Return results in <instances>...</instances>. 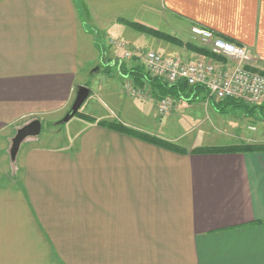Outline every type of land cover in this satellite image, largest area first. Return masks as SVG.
<instances>
[{"label":"crops","instance_id":"obj_1","mask_svg":"<svg viewBox=\"0 0 264 264\" xmlns=\"http://www.w3.org/2000/svg\"><path fill=\"white\" fill-rule=\"evenodd\" d=\"M122 21L196 46L191 26L210 29L245 46L264 73V0H0V264H264V152H191L264 141L238 119L228 123L205 90L192 89L161 118L155 103L125 93L132 102L118 106L119 116L87 113L94 121L69 127L61 146L26 138L11 159L17 130L66 111L98 49L108 48L100 58L115 49L109 38L184 61L197 55L151 36L137 45ZM190 107L204 113L199 140L178 145L188 134L159 133Z\"/></svg>","mask_w":264,"mask_h":264},{"label":"rangeland","instance_id":"obj_2","mask_svg":"<svg viewBox=\"0 0 264 264\" xmlns=\"http://www.w3.org/2000/svg\"><path fill=\"white\" fill-rule=\"evenodd\" d=\"M128 34H134L130 40H137V45H141V42H144V40L147 39L145 35L141 32L135 31L127 26ZM169 30V29H168ZM135 32V33H134ZM170 33V31H168ZM98 36V35H97ZM150 37V36H149ZM98 38V37H97ZM150 39V38H148ZM128 42V39H125ZM151 40H154L151 38ZM140 41V42H138ZM198 41V40H197ZM196 44L199 46V42ZM105 45V44H104ZM136 46L132 43L127 44L126 50L132 51L134 50V47ZM153 48V46H150ZM185 47V46H183ZM202 47V46H200ZM149 48V49H151ZM186 48V47H185ZM204 48V47H203ZM155 49V48H154ZM158 49V48H156ZM205 49V48H204ZM108 50L107 46L101 49H98V59L95 57L94 60L88 62L86 66V71L83 74V82L84 84L91 89V94L88 96V98L85 100V102L82 104V106L79 109L80 113L83 114H91L98 116L99 119L101 115L109 114L108 109H111L112 112L116 115L119 116L118 112V106H123L127 104V106L130 105V102H132V98L130 99L126 94H130L132 96L138 97L140 100H147L148 102L155 103L156 105V111H157V106L160 103L161 100L164 98L170 100V106L168 107L167 111L163 115H159L157 113L158 118L167 116L169 113H171L174 108V104L177 103V101H184L185 98L182 97L181 99H176L171 96H164V97H158L157 99H154L150 93L149 87L145 85L143 88H135L128 80H123L122 78H117L116 70L115 68L111 65V70L110 73L108 74L105 70L106 64L108 61L111 60V62L116 61L115 59H119L126 65H130L132 63H135L134 60H137V57H134L132 60L131 59H123L122 57V49H119L118 47H115V49H112L111 52H108L109 54H104L103 58H100L101 52H106ZM148 50H141L142 55ZM192 53L198 54V55H203L196 53L195 51H192ZM112 53V54H111ZM140 63V62H139ZM142 64V63H140ZM95 68L97 70L95 71ZM90 75H88V74ZM86 74V76H85ZM163 81V80H162ZM166 82V81H164ZM181 82V81H180ZM183 82V81H182ZM169 84L168 82H166ZM177 83V82H176ZM185 83V82H184ZM122 85V87H121ZM139 90L141 92V96L137 94L136 92ZM153 99V100H152ZM207 100V99H206ZM208 101V100H207ZM176 102V103H175ZM210 102V101H209ZM264 104V103H263ZM263 104H259L256 106H260ZM248 105V104H247ZM71 106V105H70ZM70 106L66 109V111L63 112H58L55 114H51L49 116H46L45 118L41 119V130L40 133L37 136L34 137H28V138H33V142H30L31 146H39V147H56V146H61L64 143V140L66 138V135L70 131L71 127L72 129L77 127L80 123H84V120L78 117H72L69 121L63 122L62 119L64 118L65 114L68 112ZM251 106V105H250ZM199 107H190L186 110H177L173 113V115L165 122L166 124H162L160 127L161 131L159 129V133L163 135H167L170 137H178L181 135H187L184 139L181 140V142H178V145H185L188 143L189 140H191L193 137H197V140H199L200 136L204 134L202 131V128L197 129L195 126L196 121H201L202 117H204V113L202 111H198ZM148 110V109H146ZM192 110V111H191ZM202 110V109H199ZM135 111V110H134ZM204 112V110H203ZM223 118H225L228 123H233L235 121L234 118L238 122H243L240 125L241 130L243 131H248L252 134H254L255 137H258L259 140L264 141V111H262L260 114L256 112L253 115H246L240 112L239 110H229L225 114H221ZM226 115V117L224 116ZM228 115V116H227ZM139 117L137 113L133 112L132 117ZM200 116V118H198ZM202 116V117H201ZM83 120V121H82ZM140 123H143V120H139ZM212 120H207L205 121L206 126H210V123ZM145 125V122H144ZM146 127H149L148 124H146ZM224 127V125H223ZM255 127V130H251L250 128ZM247 129V130H246ZM214 131L216 132L217 130L213 127H208V129L205 131L210 132ZM219 132V131H218ZM223 132V131H222ZM206 135V134H205ZM29 140V139H27ZM253 139H243V142L239 144H254L250 143L252 142ZM25 142V141H24ZM23 142V143H24ZM264 143V142H263ZM180 148L183 149V147L179 146ZM11 148V144H10ZM185 150V149H184ZM186 151V150H185Z\"/></svg>","mask_w":264,"mask_h":264},{"label":"built area","instance_id":"obj_3","mask_svg":"<svg viewBox=\"0 0 264 264\" xmlns=\"http://www.w3.org/2000/svg\"><path fill=\"white\" fill-rule=\"evenodd\" d=\"M190 33L219 60L205 55H196L189 60L168 57L154 51L124 50L123 59L137 57L150 77H157L169 84L183 81L187 86H201L208 101L219 102L234 99L256 106L264 103V74L256 67V58L245 46L228 42L212 30L193 25ZM110 46L123 49L124 42L108 39ZM141 94L139 90L136 92ZM141 96V95H140ZM170 106L169 99H163L157 106V113L163 115ZM255 130V127L250 128Z\"/></svg>","mask_w":264,"mask_h":264},{"label":"trees","instance_id":"obj_4","mask_svg":"<svg viewBox=\"0 0 264 264\" xmlns=\"http://www.w3.org/2000/svg\"><path fill=\"white\" fill-rule=\"evenodd\" d=\"M123 24L135 31L141 32L145 35H149L151 37L157 38L161 41L168 42L174 45L178 46H185L187 49L195 51L196 53L203 54L207 57H211L213 59L219 60L220 58L213 56L210 54V52L203 47L196 46L192 43H186L183 44L182 41L178 40L177 38L170 36L169 34L159 32L157 30H154L152 28H149L147 26H144L139 23L135 22H129V21H122ZM228 42H231L230 40L225 39ZM103 58V57H102ZM133 59V58H132ZM131 59V60H132ZM110 61L107 62V66L105 68L106 72L110 73ZM135 63H132L130 65L124 64L120 60H116L113 63V67L116 68L118 71V74L128 80L135 88H143L145 85L149 87L150 93L154 99H157L158 97H164V96H171L176 99H181L182 97L187 98L192 94L194 89H202L204 91V88L201 86H187L184 82H177L175 84H167L166 82L162 81L160 78L157 77H150L144 70V66L139 63V61L134 60ZM110 67V69H109ZM263 73V72H262ZM264 74V73H263ZM193 89V90H192ZM213 108L220 114H225L229 110H239L243 114L246 115H253L256 112L259 114L264 111V104L260 106H250L247 104H244L240 101L234 100V99H224L219 102H212ZM75 117L81 118L83 120L92 122L94 121V118L92 116H89L87 114L80 113L79 111L76 113ZM99 125L104 126L106 128H109L113 131L124 133L126 135L133 136L135 138L141 139L143 141H146L148 143L157 145L159 147L171 150L173 152L177 153H184L185 150L180 148L179 146L164 141L158 137L151 136L136 130H133L131 128H127L120 124L119 122H98ZM192 153H247V152H264V143H254V144H235L230 146H221V147H202V148H196L191 151Z\"/></svg>","mask_w":264,"mask_h":264},{"label":"water","instance_id":"obj_5","mask_svg":"<svg viewBox=\"0 0 264 264\" xmlns=\"http://www.w3.org/2000/svg\"><path fill=\"white\" fill-rule=\"evenodd\" d=\"M96 70L97 68H95V71ZM90 94H91V90L89 87L84 85L77 86L75 90V98L68 112L65 114L64 118L62 119V121L67 122L72 117H74ZM40 130H41V122L39 120H32L28 124L19 128L11 142V148H10L11 159L15 158L22 141H24L28 137L37 136L40 133Z\"/></svg>","mask_w":264,"mask_h":264}]
</instances>
